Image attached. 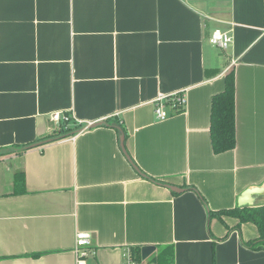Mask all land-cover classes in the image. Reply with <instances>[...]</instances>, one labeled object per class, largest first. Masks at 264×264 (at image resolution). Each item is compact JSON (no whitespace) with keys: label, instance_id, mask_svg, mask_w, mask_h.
Returning a JSON list of instances; mask_svg holds the SVG:
<instances>
[{"label":"crops","instance_id":"1","mask_svg":"<svg viewBox=\"0 0 264 264\" xmlns=\"http://www.w3.org/2000/svg\"><path fill=\"white\" fill-rule=\"evenodd\" d=\"M230 72L236 144L215 154ZM175 92L184 112L156 120ZM55 113L92 127L60 138ZM0 151V264H76L78 233L87 264L166 246L173 264H264L257 227L216 216L264 205V0H0Z\"/></svg>","mask_w":264,"mask_h":264},{"label":"trees","instance_id":"2","mask_svg":"<svg viewBox=\"0 0 264 264\" xmlns=\"http://www.w3.org/2000/svg\"><path fill=\"white\" fill-rule=\"evenodd\" d=\"M108 121V120H107ZM107 121L102 125L109 124ZM58 137L73 136L78 133L79 126L73 122L68 125L61 124ZM210 138L212 150L215 154L232 150L236 144L235 138V87L234 75L230 72L225 77L224 90L212 97L210 113ZM31 147V146H26ZM10 151H0V156L8 155ZM14 193L24 191V176L17 174L14 177ZM223 215L234 217L239 223H253L259 236L248 246L255 250H264V205L258 207H242L216 213L218 218ZM130 258L141 262V248L129 249ZM145 264H173V250L171 247L157 248L155 254L145 260Z\"/></svg>","mask_w":264,"mask_h":264},{"label":"built area","instance_id":"3","mask_svg":"<svg viewBox=\"0 0 264 264\" xmlns=\"http://www.w3.org/2000/svg\"><path fill=\"white\" fill-rule=\"evenodd\" d=\"M209 42L212 46L219 50H226L232 42V37L228 32L215 29L209 36ZM154 115L156 120L164 121L168 118L181 114L185 110L186 99L182 92H175L168 96H160L154 102ZM51 120L58 124L68 125L70 123L78 124L70 114L55 113L51 116ZM92 127L91 124L82 127L78 132ZM75 254L76 264H87V258L94 255L91 247L90 237L88 234L78 233L75 238ZM129 264H136L130 260Z\"/></svg>","mask_w":264,"mask_h":264},{"label":"water","instance_id":"4","mask_svg":"<svg viewBox=\"0 0 264 264\" xmlns=\"http://www.w3.org/2000/svg\"><path fill=\"white\" fill-rule=\"evenodd\" d=\"M98 125H100V124H98ZM93 126H97V125H93ZM172 191H176V192H178V191H181V190H179L178 188H174V187H169ZM152 251H154V248H152V247H144V248H142V259L144 260L149 254H151V252Z\"/></svg>","mask_w":264,"mask_h":264}]
</instances>
